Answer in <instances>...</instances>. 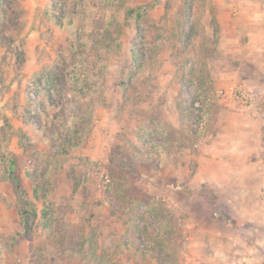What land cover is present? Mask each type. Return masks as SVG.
<instances>
[{
	"label": "rangeland",
	"instance_id": "1",
	"mask_svg": "<svg viewBox=\"0 0 264 264\" xmlns=\"http://www.w3.org/2000/svg\"><path fill=\"white\" fill-rule=\"evenodd\" d=\"M4 1L0 264H264L220 180L229 112L264 145V38L221 53L211 0Z\"/></svg>",
	"mask_w": 264,
	"mask_h": 264
},
{
	"label": "crops",
	"instance_id": "2",
	"mask_svg": "<svg viewBox=\"0 0 264 264\" xmlns=\"http://www.w3.org/2000/svg\"><path fill=\"white\" fill-rule=\"evenodd\" d=\"M211 3L215 7V17H219L217 20L223 19L226 22V25L223 24L220 28L221 32H219L221 38H223L220 41L222 45L221 53H226L229 45L234 49L237 46V49L241 50L242 44L238 39L241 36L249 38L248 43H246L247 48L248 45L251 47L256 46V38H264V0H211ZM228 38L231 39L227 40ZM233 73H231L232 78L235 77ZM247 111L253 113L254 108H248ZM229 113L235 121L234 128H232L235 136L231 138L234 139L231 143L234 145V152L239 154L237 158L232 157L233 162L231 164L235 165L238 162L241 167L233 169L228 166V172L223 173L220 171L222 191H224L227 184L232 187L234 185L232 182L240 181L239 185L242 187L239 188V186L234 185L237 188H231L228 192L230 195L228 200L231 202L232 210L235 213L246 215L249 223L253 224L252 239L256 240L261 237L264 239V156H262L264 145H262V138H260L261 132L258 130L254 141L250 140L246 136L248 128L241 123L243 121L240 116H235V112ZM237 122L239 124H236ZM248 148L250 152H255L256 159L248 161L245 156H242V153H246ZM202 160L210 166V173L214 171V168L218 170L219 166L223 164V160L219 157L208 160L202 158ZM245 175L246 177H244ZM245 180H247L248 185H245ZM233 190H236L237 193Z\"/></svg>",
	"mask_w": 264,
	"mask_h": 264
},
{
	"label": "trees",
	"instance_id": "3",
	"mask_svg": "<svg viewBox=\"0 0 264 264\" xmlns=\"http://www.w3.org/2000/svg\"><path fill=\"white\" fill-rule=\"evenodd\" d=\"M112 1V0H111ZM116 1V5L118 8H124V5H123V1L122 0H115ZM8 2H5L4 0H0V9H1V5H4L7 9H9V4H6ZM154 5V4H153ZM153 5H151V7H153ZM132 9H128V12H131ZM121 26L118 22H112L110 24V26L104 31V34H103V40L105 43H107V45H115L118 41V37L119 35L121 34ZM10 42V40H5L3 42V44L5 45V49L8 51V52H11V48L10 46L8 45V43ZM227 215H226V219H224V221L226 222H230V220L227 219ZM228 225V224H227ZM231 226H236V225H239V224H230ZM59 233H62V232H59ZM52 239V238H51ZM54 240H58L61 244L64 242L65 240V237H61V238H56V236L53 237ZM0 259H1V251H0Z\"/></svg>",
	"mask_w": 264,
	"mask_h": 264
},
{
	"label": "built area",
	"instance_id": "4",
	"mask_svg": "<svg viewBox=\"0 0 264 264\" xmlns=\"http://www.w3.org/2000/svg\"><path fill=\"white\" fill-rule=\"evenodd\" d=\"M239 89V90H238ZM234 88L233 86L230 87V93L228 94L229 97L233 96L234 98H237V99H241V95L245 97L244 95V90H241L240 88ZM219 93H221L223 96L227 95V91L226 90H219Z\"/></svg>",
	"mask_w": 264,
	"mask_h": 264
}]
</instances>
